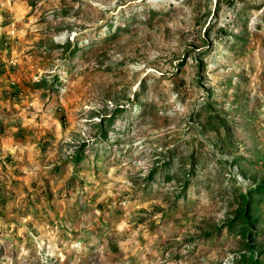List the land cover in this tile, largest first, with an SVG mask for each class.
Listing matches in <instances>:
<instances>
[{
    "label": "rangeland",
    "instance_id": "rangeland-1",
    "mask_svg": "<svg viewBox=\"0 0 264 264\" xmlns=\"http://www.w3.org/2000/svg\"><path fill=\"white\" fill-rule=\"evenodd\" d=\"M258 185L264 0H0V264H232Z\"/></svg>",
    "mask_w": 264,
    "mask_h": 264
},
{
    "label": "trees",
    "instance_id": "trees-1",
    "mask_svg": "<svg viewBox=\"0 0 264 264\" xmlns=\"http://www.w3.org/2000/svg\"><path fill=\"white\" fill-rule=\"evenodd\" d=\"M70 54H74V51L71 52ZM41 85H45V83H41ZM121 110H115L111 116V118L106 119L104 121H107L108 123L106 124L105 129L101 128L100 129V138L99 140L105 141L107 138V133L110 130V126L112 125V122L118 112ZM209 119V117L207 118ZM212 117H210V120ZM81 152V151H80ZM76 157L71 158L73 160L74 165H77L81 160L80 157L82 156L81 153ZM168 180V177L166 178ZM256 194H264V187L262 185H258L256 189H251L248 190L246 193H242L238 197V207L239 209L237 210V215L239 219H234L231 220L227 223V228L231 232H235L237 235L240 236V238H244L248 235L249 240L244 244V246L248 249L247 253H242L239 255V257L233 259L234 262L232 264H264L263 260L261 259L262 257H258L261 253V250L256 251V249H260L261 245L256 247L254 249V244H253V232L251 231V224H255L257 222V218L251 217V208L253 205H257L258 201L255 199ZM237 221L236 226H238L237 230H234L235 226V221ZM251 231V232H250ZM250 232V233H249Z\"/></svg>",
    "mask_w": 264,
    "mask_h": 264
}]
</instances>
